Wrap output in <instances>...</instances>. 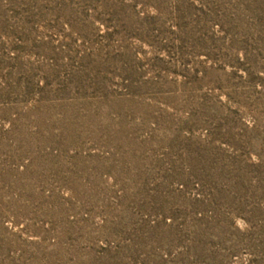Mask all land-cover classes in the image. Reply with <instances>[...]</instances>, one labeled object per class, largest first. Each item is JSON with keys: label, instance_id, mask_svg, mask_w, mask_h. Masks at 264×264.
Returning a JSON list of instances; mask_svg holds the SVG:
<instances>
[{"label": "rangeland", "instance_id": "obj_1", "mask_svg": "<svg viewBox=\"0 0 264 264\" xmlns=\"http://www.w3.org/2000/svg\"><path fill=\"white\" fill-rule=\"evenodd\" d=\"M0 264H264V0H0Z\"/></svg>", "mask_w": 264, "mask_h": 264}]
</instances>
